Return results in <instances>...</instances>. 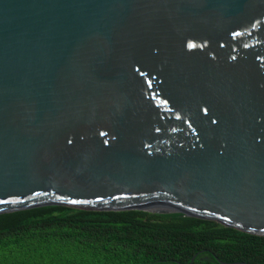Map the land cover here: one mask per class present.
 Instances as JSON below:
<instances>
[{"label": "water", "instance_id": "95a60500", "mask_svg": "<svg viewBox=\"0 0 264 264\" xmlns=\"http://www.w3.org/2000/svg\"><path fill=\"white\" fill-rule=\"evenodd\" d=\"M43 207L264 237V0H0V215Z\"/></svg>", "mask_w": 264, "mask_h": 264}, {"label": "trees", "instance_id": "16d2710c", "mask_svg": "<svg viewBox=\"0 0 264 264\" xmlns=\"http://www.w3.org/2000/svg\"><path fill=\"white\" fill-rule=\"evenodd\" d=\"M220 262L264 264V237L145 210L43 207L0 215V264Z\"/></svg>", "mask_w": 264, "mask_h": 264}]
</instances>
